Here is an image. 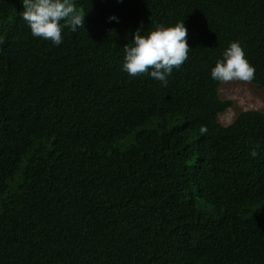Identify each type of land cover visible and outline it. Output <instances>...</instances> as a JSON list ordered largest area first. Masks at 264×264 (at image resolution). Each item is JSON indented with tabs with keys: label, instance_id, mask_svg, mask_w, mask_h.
<instances>
[{
	"label": "trees",
	"instance_id": "trees-1",
	"mask_svg": "<svg viewBox=\"0 0 264 264\" xmlns=\"http://www.w3.org/2000/svg\"><path fill=\"white\" fill-rule=\"evenodd\" d=\"M74 3L57 46L0 0V264H264V112L223 126L211 78L239 42L264 88V0ZM182 21L166 87L122 70L138 28Z\"/></svg>",
	"mask_w": 264,
	"mask_h": 264
},
{
	"label": "clouds",
	"instance_id": "clouds-1",
	"mask_svg": "<svg viewBox=\"0 0 264 264\" xmlns=\"http://www.w3.org/2000/svg\"><path fill=\"white\" fill-rule=\"evenodd\" d=\"M24 11L23 21L35 38H41L60 45L63 42V30L71 28L73 32L84 25V12L77 11L74 0H22ZM109 17V20H116ZM118 22V20H117ZM143 25H141L142 27ZM187 28L184 22H178L174 27L157 25L154 31L147 35L141 34L138 28L131 44L124 48L122 70L131 77L150 75L163 86H167L168 77L173 70H179L187 61L192 50L187 43ZM211 78L219 83L242 81L251 83L255 79V68L246 59V54L239 42H232L224 51L223 58L217 60L211 70ZM207 127L201 126L200 134H207ZM251 151L255 158L259 155L257 149Z\"/></svg>",
	"mask_w": 264,
	"mask_h": 264
},
{
	"label": "rangeland",
	"instance_id": "rangeland-1",
	"mask_svg": "<svg viewBox=\"0 0 264 264\" xmlns=\"http://www.w3.org/2000/svg\"><path fill=\"white\" fill-rule=\"evenodd\" d=\"M221 99L232 100L234 106L219 117L223 126L231 125L239 114L249 110L264 112V88H259L252 82L230 81L222 83Z\"/></svg>",
	"mask_w": 264,
	"mask_h": 264
}]
</instances>
